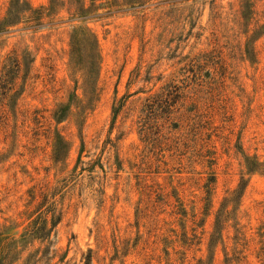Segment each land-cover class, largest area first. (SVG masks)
Instances as JSON below:
<instances>
[{
    "label": "rangeland",
    "instance_id": "374dc122",
    "mask_svg": "<svg viewBox=\"0 0 264 264\" xmlns=\"http://www.w3.org/2000/svg\"><path fill=\"white\" fill-rule=\"evenodd\" d=\"M145 1L0 0L4 264H264V0Z\"/></svg>",
    "mask_w": 264,
    "mask_h": 264
},
{
    "label": "trees",
    "instance_id": "16d2710c",
    "mask_svg": "<svg viewBox=\"0 0 264 264\" xmlns=\"http://www.w3.org/2000/svg\"><path fill=\"white\" fill-rule=\"evenodd\" d=\"M105 4L106 7H107V12L103 13L104 15L105 14H118V13H126V12H130V11H136L138 9H140L141 7H144L148 1H145L143 3L140 2V0H105ZM87 10H91V8H80L79 11H81V15H79V17L81 18H88V17H91V16H98L99 14L96 13V11H90L87 12ZM12 14V13H11ZM40 19L41 17H36L34 18L33 20L36 21L34 23V25H39L41 24L40 22ZM73 40L77 41V44L79 43V39L78 37H73ZM84 40V39H83ZM89 40V39H88ZM88 42V45H91L90 42H93L90 40L87 41ZM74 51V50H73ZM85 58H86V62L89 64V73H92L94 72V68H95V63L97 62L96 59V55H95V52L94 50L91 48V50L87 53H85ZM17 67V64L16 66ZM10 74V71H7L5 72V74L3 75V78H0V89L4 88L5 86V82L7 81V77L8 75ZM211 181V180H210ZM12 252V250H8L5 254V256H3V251L2 249H0V264H4L7 259L9 258V253ZM200 262V261H198Z\"/></svg>",
    "mask_w": 264,
    "mask_h": 264
}]
</instances>
